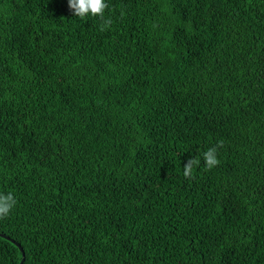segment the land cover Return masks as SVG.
<instances>
[{
  "label": "trees",
  "instance_id": "trees-1",
  "mask_svg": "<svg viewBox=\"0 0 264 264\" xmlns=\"http://www.w3.org/2000/svg\"><path fill=\"white\" fill-rule=\"evenodd\" d=\"M106 3L0 0V264H264V0Z\"/></svg>",
  "mask_w": 264,
  "mask_h": 264
},
{
  "label": "clouds",
  "instance_id": "clouds-1",
  "mask_svg": "<svg viewBox=\"0 0 264 264\" xmlns=\"http://www.w3.org/2000/svg\"><path fill=\"white\" fill-rule=\"evenodd\" d=\"M69 8L75 16L85 18L89 15L103 17L106 9L109 5L106 0H68ZM111 25V20H105L101 25V31ZM223 147V141L217 143L215 147L209 148L204 153V161L207 169L211 170L220 164L218 159V149ZM200 163L198 158L189 159L184 166L185 178H192V172L194 166H198ZM16 205V199L14 195L9 192L7 194L0 193V219H4L10 215L13 208Z\"/></svg>",
  "mask_w": 264,
  "mask_h": 264
},
{
  "label": "water",
  "instance_id": "water-1",
  "mask_svg": "<svg viewBox=\"0 0 264 264\" xmlns=\"http://www.w3.org/2000/svg\"><path fill=\"white\" fill-rule=\"evenodd\" d=\"M12 241V240H11ZM13 242V241H12ZM17 247H19L15 242H13ZM19 249L21 250V248L19 247ZM23 254V253H22ZM23 261V260H22ZM22 261L20 262V264H22Z\"/></svg>",
  "mask_w": 264,
  "mask_h": 264
}]
</instances>
